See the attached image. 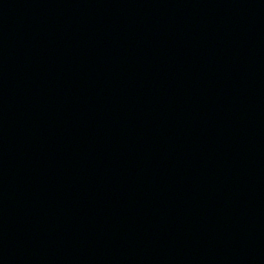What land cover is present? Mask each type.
Returning <instances> with one entry per match:
<instances>
[{
	"label": "water",
	"instance_id": "95a60500",
	"mask_svg": "<svg viewBox=\"0 0 264 264\" xmlns=\"http://www.w3.org/2000/svg\"><path fill=\"white\" fill-rule=\"evenodd\" d=\"M0 264H264V0H0Z\"/></svg>",
	"mask_w": 264,
	"mask_h": 264
}]
</instances>
